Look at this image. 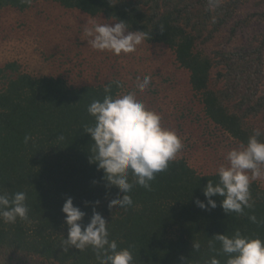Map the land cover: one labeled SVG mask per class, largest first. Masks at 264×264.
<instances>
[{"label":"trees","instance_id":"1","mask_svg":"<svg viewBox=\"0 0 264 264\" xmlns=\"http://www.w3.org/2000/svg\"><path fill=\"white\" fill-rule=\"evenodd\" d=\"M248 0H0V12H19L35 3H55L89 17L126 21L129 31H145L147 44L168 47L178 66L188 73L191 91L210 124L221 129L239 145L246 144L254 129L264 141V31L252 34L240 45L210 49L223 30L232 39L256 20L264 23V12L239 18ZM116 22V21H113ZM119 81V80H110ZM76 87L63 77L34 76L21 71L16 62L0 66V192L23 191L29 219L15 224L0 222V259L31 264H97L91 248L84 252L62 248L67 238L62 205L68 197L84 213L86 225L93 211L108 223L109 239L119 248H128L133 264H207L215 256L226 264L227 254L210 250L214 234L231 235L235 230L264 240V224L252 223L255 215L264 220V188L250 183L251 209L243 215L220 207L201 209L196 200H207L203 188L215 173L199 174L183 159L169 162L157 173L151 190L136 185L128 193L133 206H113L122 197L108 186L102 169L90 161L92 141L83 132L94 120L87 113L93 100H102L104 85ZM112 87L115 96L123 90ZM31 139L25 143L24 137ZM63 139H59V137ZM133 177L129 175V182ZM98 202V203H97ZM192 242L200 249L193 250ZM6 261V260H5Z\"/></svg>","mask_w":264,"mask_h":264},{"label":"clouds","instance_id":"2","mask_svg":"<svg viewBox=\"0 0 264 264\" xmlns=\"http://www.w3.org/2000/svg\"><path fill=\"white\" fill-rule=\"evenodd\" d=\"M30 4L31 0H22ZM218 0H209L210 8L216 7ZM115 23H93L85 28L88 43L97 51H109L114 55L135 52L138 45L149 39L145 31H129L130 25L123 20ZM151 77L144 76L137 82L136 89L143 92L150 86ZM113 84L122 87L119 81H110L104 85L102 100H93L87 106V113L94 120L92 125H85L83 132L90 135L92 146L90 161L102 169L103 179L108 186H115L122 197L112 199L108 207L118 206L127 209L133 206V199L128 194L139 185L151 190V182L157 173L167 169L183 148V142L175 131L161 124L157 112L149 110L137 99L136 92L112 94ZM260 129H254L246 144L233 148L226 153L227 165L221 164L215 171L218 178L214 183L209 179L203 188L207 204L196 200L201 209L216 208L212 197H221L220 207L228 216L230 213L243 215L245 208L251 209L250 183L264 178V141ZM31 137L26 135L24 142ZM63 139V137H59ZM249 172L251 175H249ZM133 177L129 182V175ZM27 194L23 191L9 195L0 192V222L15 224L17 220H28L29 208ZM98 203V202H97ZM61 212L65 215L67 238L62 240L66 252L70 247L84 252L91 248L97 264H133V255L128 248H119L115 240L109 239L108 223L96 211L86 225L80 223L85 213L73 205L71 197L65 199ZM248 219L255 224H264L255 215ZM209 240L210 250L215 251L214 243H220V251L227 254L226 264H264V240L244 236L235 230L230 236L214 234ZM193 250H199V242H192ZM207 264H220L211 257Z\"/></svg>","mask_w":264,"mask_h":264},{"label":"rangeland","instance_id":"3","mask_svg":"<svg viewBox=\"0 0 264 264\" xmlns=\"http://www.w3.org/2000/svg\"><path fill=\"white\" fill-rule=\"evenodd\" d=\"M255 11L264 12V0H248L239 18ZM93 23L115 22L52 2L35 3L24 12L5 8L0 12V66L16 62L25 73L60 76L76 87L119 80L123 83L120 93L136 92L138 100L160 115L162 126L181 138L183 148L175 159H185L199 174L215 173L221 164L227 165L226 153L240 145L205 118L191 91L188 73L175 62L173 52L164 45L145 42L135 52L119 56L94 50L85 35V28ZM263 31L264 23L253 20L251 27L238 31L232 39L223 30L209 48L234 47ZM144 76L151 77L150 86L139 92L136 84ZM260 125L264 128V122ZM253 181L264 188V178ZM5 260L0 259V264H18Z\"/></svg>","mask_w":264,"mask_h":264}]
</instances>
